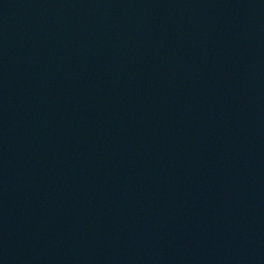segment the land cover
<instances>
[{"label": "water", "instance_id": "water-1", "mask_svg": "<svg viewBox=\"0 0 264 264\" xmlns=\"http://www.w3.org/2000/svg\"><path fill=\"white\" fill-rule=\"evenodd\" d=\"M177 264H264V0H112Z\"/></svg>", "mask_w": 264, "mask_h": 264}]
</instances>
